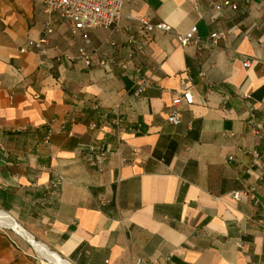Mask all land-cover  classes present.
Listing matches in <instances>:
<instances>
[{
	"label": "crops",
	"instance_id": "obj_1",
	"mask_svg": "<svg viewBox=\"0 0 264 264\" xmlns=\"http://www.w3.org/2000/svg\"><path fill=\"white\" fill-rule=\"evenodd\" d=\"M219 1H125L116 26L74 32L43 0H0V210L33 240L71 264H264V0ZM193 25L224 37L180 45ZM45 35L41 64L28 42ZM134 66L152 81L140 96ZM4 227L0 264H44Z\"/></svg>",
	"mask_w": 264,
	"mask_h": 264
},
{
	"label": "built area",
	"instance_id": "obj_2",
	"mask_svg": "<svg viewBox=\"0 0 264 264\" xmlns=\"http://www.w3.org/2000/svg\"><path fill=\"white\" fill-rule=\"evenodd\" d=\"M125 1L130 0H43L44 11L46 14L51 15L54 12H58L61 19L68 20L72 23L73 31L87 30L96 27H111L116 26L122 17V6ZM245 3H249L250 0H241ZM223 6H231L236 9L238 7L237 0H221L215 4V7L221 11ZM140 26L145 32L160 31L163 33H171L174 31L173 26L166 21H153L148 16H142L139 19ZM51 20L46 21L45 34L52 31ZM87 37V34H85ZM224 37L223 32H213L208 39H202L198 36V28L196 25L191 26L187 31L183 33H177V39L180 45L185 46L191 43L196 44L198 47L203 45L217 46L219 40ZM129 42L134 44V50L129 53V57H132L134 53H144L145 48L143 44L137 42L133 36L129 37ZM46 42V35L39 40H29L28 45L32 46L40 55V63H45L43 55L45 49L43 44ZM26 48H21V51H25ZM82 54H85L82 51ZM88 58V55H85ZM106 61L115 62L112 58L103 59L100 61L101 64H105ZM121 64V63H119ZM243 64L245 66H250V60L244 59ZM127 75L131 78L135 85L133 94L140 96L143 94L151 85L152 81L143 75L142 68L140 66H134L131 70L126 71ZM183 97L188 103H193V97L188 90L183 92ZM181 102V97H176L172 101V111L168 116V120L173 124H179L182 121V111L178 108ZM118 107L116 106L117 117L115 123L117 126L120 124V118H118ZM95 127V124L91 125ZM254 133L259 135V131L254 130ZM50 136L47 137L49 140ZM88 153L94 154L91 159V163L102 169L105 161L107 159V151L104 145L97 146L95 144H90L87 147ZM253 156L259 158L260 155L257 151H253ZM232 158V156H230ZM264 176V162L260 167V172L258 174L259 178ZM233 197L239 199L241 193L239 191L233 192ZM1 228H6L0 226ZM31 243V242H30ZM16 246L17 242H14ZM34 253L38 257H43L31 243ZM64 259V258H63ZM66 260V259H65ZM45 264V263H44ZM134 264H162L158 260H154L151 263H147L142 259H138Z\"/></svg>",
	"mask_w": 264,
	"mask_h": 264
},
{
	"label": "bare ground",
	"instance_id": "obj_3",
	"mask_svg": "<svg viewBox=\"0 0 264 264\" xmlns=\"http://www.w3.org/2000/svg\"><path fill=\"white\" fill-rule=\"evenodd\" d=\"M0 225L9 226L15 228L20 234H22L28 241H30L34 248L48 261L47 264H71L67 260L60 258L56 253L47 249L42 243L33 240L32 236L23 230L18 224H16L8 214L0 210Z\"/></svg>",
	"mask_w": 264,
	"mask_h": 264
},
{
	"label": "rangeland",
	"instance_id": "obj_4",
	"mask_svg": "<svg viewBox=\"0 0 264 264\" xmlns=\"http://www.w3.org/2000/svg\"><path fill=\"white\" fill-rule=\"evenodd\" d=\"M41 259L44 261L45 264L48 263V261L44 257H42Z\"/></svg>",
	"mask_w": 264,
	"mask_h": 264
},
{
	"label": "water",
	"instance_id": "obj_5",
	"mask_svg": "<svg viewBox=\"0 0 264 264\" xmlns=\"http://www.w3.org/2000/svg\"><path fill=\"white\" fill-rule=\"evenodd\" d=\"M6 228H8V227H6ZM55 253V252H54ZM58 255V254H57ZM59 256V255H58ZM60 257V256H59ZM61 258V257H60Z\"/></svg>",
	"mask_w": 264,
	"mask_h": 264
}]
</instances>
